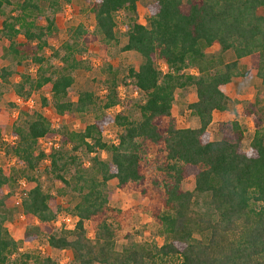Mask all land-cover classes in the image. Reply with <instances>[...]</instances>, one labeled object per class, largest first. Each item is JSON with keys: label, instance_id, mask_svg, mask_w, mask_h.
<instances>
[{"label": "trees", "instance_id": "trees-1", "mask_svg": "<svg viewBox=\"0 0 264 264\" xmlns=\"http://www.w3.org/2000/svg\"><path fill=\"white\" fill-rule=\"evenodd\" d=\"M63 1L71 0H22L17 14L3 21L2 32L10 42L3 56L12 55L18 62L30 57L38 64L36 77L21 73V80L13 84L16 94L27 98L47 87L59 114L91 113L94 120L81 131L64 133L61 144L51 145L46 154L40 140L55 138L57 130L43 112L20 109L11 133L17 136L12 150L23 168L0 167V264H59L50 255L21 253L20 241L7 226L11 218L7 186L24 180L20 178L46 155L48 171L79 194L71 209L78 219L72 229L56 228L60 206L55 197L38 179L26 176L21 201L27 218L25 236L44 235L51 247L71 250L73 264H264V124L256 127L248 149L243 148L244 131L236 121L230 137L213 140L209 131L214 113L227 108L225 88L241 74L239 59L256 70L264 86V0H151L148 24L135 18L139 0H93L95 29L75 27L62 44L63 53L53 52L61 61L55 65L41 54L58 26L54 16L45 15V7L55 10ZM4 3L11 0H0L2 11ZM121 14L130 19L123 50L138 52L141 64L127 67L124 74L108 64L104 97L85 90L71 99L74 72L84 66L82 52L95 41L103 47L118 41ZM43 16L44 26L36 22ZM20 33L26 38L23 43L14 40ZM213 45L233 51L235 59L209 57L206 50ZM14 73L12 65L0 67V98ZM123 83L141 94L135 101L136 116L107 111L122 102ZM189 86L196 89L189 110L199 126L178 127L173 115L176 90ZM261 94L264 104V89ZM109 124L118 128L117 142L104 139ZM81 148L88 154L106 151L110 160L95 155L86 166L79 157ZM151 166L154 173L149 177ZM69 170L70 180L65 177ZM190 177L194 188L185 189ZM110 180L120 188L133 185L149 197L152 216L166 238L163 244L117 249L111 218L123 211L109 204Z\"/></svg>", "mask_w": 264, "mask_h": 264}, {"label": "rangeland", "instance_id": "rangeland-1", "mask_svg": "<svg viewBox=\"0 0 264 264\" xmlns=\"http://www.w3.org/2000/svg\"><path fill=\"white\" fill-rule=\"evenodd\" d=\"M91 1L93 0L63 1L55 10L49 6L45 7V15L50 17L54 16L56 24L58 25H56L57 30L48 38L49 45L41 51V54L47 62L61 65L60 58L54 57L53 52L55 50H61L62 44L70 39L72 30L75 27L83 24L89 31L95 29V16L91 9ZM21 2L22 0H11L10 4L4 3L3 11L0 9V67L12 65L15 69V73L11 76L9 84L6 83L3 85L4 92L0 98V127H2L0 137V167H11L18 170H21L23 165L18 164L19 161L13 153L12 149L16 143H12L10 135L12 134V124L16 120L21 108L28 107L43 112L50 120L52 127L57 130L58 135L53 139H49L52 144H46L48 139L40 142V148L43 150L49 147L51 148L53 143L61 144L64 133L81 131L87 124L94 120V116L91 113L75 112L63 115L59 114L53 107L52 94L47 87L33 91L27 98L16 94L13 84L21 80V73H28L32 77H36L38 67V64L30 57L18 62V60L12 58V55L6 58L3 56L6 53V47L10 43L2 32L3 21L6 17L17 14L18 11L16 9ZM150 3L151 0H139L135 15L137 21L148 24L150 15L148 5ZM118 21L120 27L118 41L107 47H103L99 41H95L90 43L86 50L82 52L81 58L84 61V66L74 72L75 82L69 91L71 99L76 100L79 93L85 90L94 91L99 96L104 97L107 93L105 81L108 77V64L121 69L123 74V71L127 67L133 66L138 68L141 64L142 57L138 52L134 50H123V46L127 42L125 31L126 23L130 21L129 17L121 14L118 17ZM36 22L43 26L47 24L45 16L36 19ZM14 40L17 43H23L26 41V38L23 33H20ZM206 53L209 57H219L225 62L235 59L233 51L224 52L219 45H213L207 48ZM160 66L165 68L164 64L160 63ZM239 68L241 74L235 76L225 88L228 96L227 108L214 113L209 131L213 140L230 137L233 133L231 129L232 123L236 121L244 131L243 148L248 149L256 127L264 124V104L261 94L264 86L261 79L257 76L256 70L250 68L245 59H239ZM192 71L195 70L192 69ZM119 96L122 102L107 111L112 114L124 111L136 116L137 109L135 101L141 96L140 92L135 90L130 84L123 83L119 86ZM44 98L47 100L46 103L43 101ZM196 98L197 94L194 86L178 88L176 90L173 103V115L176 118L178 127L199 126L198 118L189 110V104L194 102ZM117 134V126L115 124H109L106 126L103 135L105 141L111 143L118 141ZM78 153L80 159L83 160L86 166L90 165V157L95 155H99L102 159L110 160V154L103 150H97L96 152L88 154L81 148ZM152 155L151 153L148 157ZM49 164L50 157L46 155L35 170L28 171L25 175L38 179L44 190L52 193L55 197L56 203L60 206V212L56 221H59L61 227L54 226L56 228L72 229L78 218L73 214L71 209L78 202L79 194L72 188L73 185L66 186L60 180H57L48 171ZM72 172L73 170L67 171L65 177L70 180ZM153 173L154 168L151 166L149 177ZM26 176L20 178L24 179V184L21 182L22 180H16L6 188V191H11V218L7 222V226L13 237L20 241V252L50 255L59 264H73L72 251L51 247L46 236L41 235L33 239L26 238L27 218L21 204L22 196L25 194V187L27 186ZM194 185L193 177L188 178L184 182L185 189H193ZM148 186L149 188L152 187L151 184ZM150 191L153 192V189L151 188ZM107 192L110 195L109 204L123 211L119 216L111 218L116 229L117 249L121 250L131 244L155 243L161 245L165 242L166 238L161 231V227L152 216L148 196H142L139 190L133 185L120 188L116 180H110L108 182ZM66 216L71 217L69 222L66 221ZM88 235L91 238L94 237V231L90 225H88Z\"/></svg>", "mask_w": 264, "mask_h": 264}, {"label": "built area", "instance_id": "built-area-1", "mask_svg": "<svg viewBox=\"0 0 264 264\" xmlns=\"http://www.w3.org/2000/svg\"><path fill=\"white\" fill-rule=\"evenodd\" d=\"M26 103H27V101H26ZM10 138H11L10 140L12 141V143H16L17 136L11 134ZM43 141H45V140L44 139L40 140V142H43ZM46 144L49 145V144H52V142H50V140H48V142H46ZM53 145L54 146H58V143H53ZM49 149H50V147L48 149H44V150H45V152H47V151H49ZM21 182L24 184V180H22ZM70 220H71V217L70 216H66V221L69 222ZM55 225L61 227V224L59 223V221H55Z\"/></svg>", "mask_w": 264, "mask_h": 264}]
</instances>
